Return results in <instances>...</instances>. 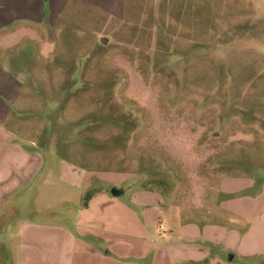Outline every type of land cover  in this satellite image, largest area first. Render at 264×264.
Here are the masks:
<instances>
[{
    "label": "rangeland",
    "instance_id": "374dc122",
    "mask_svg": "<svg viewBox=\"0 0 264 264\" xmlns=\"http://www.w3.org/2000/svg\"><path fill=\"white\" fill-rule=\"evenodd\" d=\"M63 5L7 33L4 138L41 164L0 162V264H264V0Z\"/></svg>",
    "mask_w": 264,
    "mask_h": 264
},
{
    "label": "crops",
    "instance_id": "0c3cea01",
    "mask_svg": "<svg viewBox=\"0 0 264 264\" xmlns=\"http://www.w3.org/2000/svg\"><path fill=\"white\" fill-rule=\"evenodd\" d=\"M26 3L27 2L25 0H0V57L1 54L6 53L4 60L0 58V92H6L5 95L7 96L8 94L10 95L11 92L7 88L8 86H12V88L14 89V92L12 94H15V99L18 97L21 88V82L17 80L18 74L16 73V67L10 62L16 59L13 48H15V45H17V40H12L10 37H8V30L11 29L9 31H12L11 34L14 35L17 32V26L19 24L25 25L22 21L33 20L32 35L34 37L37 34L41 36V31H43L45 22L52 20V13L56 11L57 7L59 8L61 7V5L64 6L63 4L66 3V0H29V4ZM12 98L14 97L10 96L9 100H12ZM7 115L8 108H6L5 104L0 101V162L2 160L3 162H5L9 158L17 159V162H10V166H12L13 168L10 169V177L8 178L9 182H15L14 190H16L19 189V184L23 181L33 179V176H35L40 170L41 161L38 151L29 150L27 153H25L26 151H23L19 147L17 148L16 145L14 146L12 144L11 146L8 144L7 139L4 138L6 135V131L3 130L4 125L6 124V121L8 119ZM9 151H11V153L10 155H7ZM2 169L3 168L0 166V173L3 172ZM8 176L5 177V181ZM0 182H4V179L0 178ZM122 193L123 191L121 190L120 194ZM112 197L118 198L114 196ZM91 201L92 200H90L88 203H90ZM156 221V238L165 239V228L163 226L162 235L158 233V224L161 225L160 216L156 217ZM208 228L209 225L202 232L207 231ZM0 232H2V229H0ZM206 233L207 232H205L201 236L203 237V235H205ZM17 237L20 240V232H17ZM29 250V245H18V264H30V261L25 256L26 254H24L25 251L29 252ZM31 251L34 253L37 250L36 248H31Z\"/></svg>",
    "mask_w": 264,
    "mask_h": 264
},
{
    "label": "trees",
    "instance_id": "16d2710c",
    "mask_svg": "<svg viewBox=\"0 0 264 264\" xmlns=\"http://www.w3.org/2000/svg\"><path fill=\"white\" fill-rule=\"evenodd\" d=\"M92 192L91 191H86L80 199V206L81 207H86L87 201L89 200V198L91 197ZM110 194L112 195V193L110 192Z\"/></svg>",
    "mask_w": 264,
    "mask_h": 264
},
{
    "label": "water",
    "instance_id": "95a60500",
    "mask_svg": "<svg viewBox=\"0 0 264 264\" xmlns=\"http://www.w3.org/2000/svg\"><path fill=\"white\" fill-rule=\"evenodd\" d=\"M111 193H112V196L116 197V196L120 195L121 190H117V189L112 188Z\"/></svg>",
    "mask_w": 264,
    "mask_h": 264
},
{
    "label": "built area",
    "instance_id": "2783aa9c",
    "mask_svg": "<svg viewBox=\"0 0 264 264\" xmlns=\"http://www.w3.org/2000/svg\"><path fill=\"white\" fill-rule=\"evenodd\" d=\"M163 231V227H162V225H158V233L160 234V235H162V232Z\"/></svg>",
    "mask_w": 264,
    "mask_h": 264
}]
</instances>
